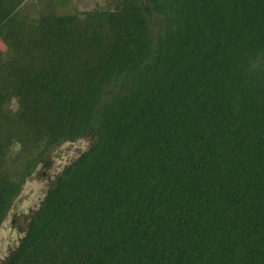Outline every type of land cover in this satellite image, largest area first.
Masks as SVG:
<instances>
[{
    "label": "trees",
    "instance_id": "1",
    "mask_svg": "<svg viewBox=\"0 0 264 264\" xmlns=\"http://www.w3.org/2000/svg\"><path fill=\"white\" fill-rule=\"evenodd\" d=\"M27 1L0 0V228L92 143L3 264H264V0Z\"/></svg>",
    "mask_w": 264,
    "mask_h": 264
},
{
    "label": "rangeland",
    "instance_id": "2",
    "mask_svg": "<svg viewBox=\"0 0 264 264\" xmlns=\"http://www.w3.org/2000/svg\"><path fill=\"white\" fill-rule=\"evenodd\" d=\"M39 0H28L25 11L31 17H36L40 9ZM70 7L77 12L84 13L104 7L108 0H68ZM154 19V18H153ZM0 40V48H2ZM3 49V48H2ZM10 110L18 114L17 102L10 103ZM91 138H83L73 143H64L58 146L50 155V166L42 164L27 178L20 196L14 202L9 215L0 228V264H3L18 245L20 238L26 232L30 218L40 206L46 196L48 188L56 175L66 166L76 160L84 151L89 149ZM19 149L17 143L11 147V155Z\"/></svg>",
    "mask_w": 264,
    "mask_h": 264
}]
</instances>
